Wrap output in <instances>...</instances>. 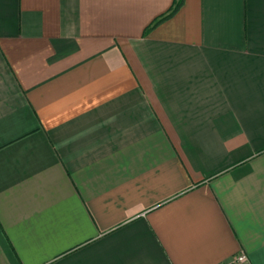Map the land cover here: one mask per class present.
<instances>
[{"label":"crops","instance_id":"1","mask_svg":"<svg viewBox=\"0 0 264 264\" xmlns=\"http://www.w3.org/2000/svg\"><path fill=\"white\" fill-rule=\"evenodd\" d=\"M175 1L0 0V264H264V0Z\"/></svg>","mask_w":264,"mask_h":264},{"label":"trees","instance_id":"2","mask_svg":"<svg viewBox=\"0 0 264 264\" xmlns=\"http://www.w3.org/2000/svg\"><path fill=\"white\" fill-rule=\"evenodd\" d=\"M185 0H176L174 5L171 7L169 11L158 17L148 28V31L155 28L157 25L162 23L163 21L171 18L173 15H175L178 10L182 7Z\"/></svg>","mask_w":264,"mask_h":264},{"label":"built area","instance_id":"3","mask_svg":"<svg viewBox=\"0 0 264 264\" xmlns=\"http://www.w3.org/2000/svg\"><path fill=\"white\" fill-rule=\"evenodd\" d=\"M246 260H247L246 255H240V256L238 257V261H240V262H244V261H246Z\"/></svg>","mask_w":264,"mask_h":264}]
</instances>
